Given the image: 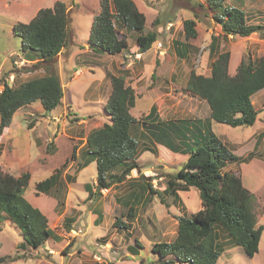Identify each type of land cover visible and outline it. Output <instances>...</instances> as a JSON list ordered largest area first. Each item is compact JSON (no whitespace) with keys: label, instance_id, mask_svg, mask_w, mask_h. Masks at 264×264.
Listing matches in <instances>:
<instances>
[{"label":"rangeland","instance_id":"374dc122","mask_svg":"<svg viewBox=\"0 0 264 264\" xmlns=\"http://www.w3.org/2000/svg\"><path fill=\"white\" fill-rule=\"evenodd\" d=\"M55 1L57 0H0V89L4 81L15 87L30 78L46 73L44 70L48 64L31 62L30 58L35 53L32 52L33 50L22 48L21 39L13 33L12 25L18 21L27 22L40 7H50ZM60 1L66 4L69 12V39L67 46L63 48L64 53L59 63L60 67L54 64V61L53 67L61 79L64 96L61 103L53 110L55 116H41L36 106L39 104L38 101L33 102L32 106L25 110L21 109L23 113L14 114L9 128L0 131V164L16 176L25 171L29 172L30 178L24 196L46 215L49 227L55 229L61 239H47L45 243H42L43 245L34 247L24 240L21 232L13 223L3 221L0 230V257L7 256V258L0 264H158L159 255L152 252L148 245L144 248L145 252L138 250L142 256L134 257L128 261L124 259L125 252L123 250L120 256L117 255L120 259L116 262L109 257L113 256V253H108L101 246V243L111 240L110 233L102 235L108 232L110 225L122 228L120 224L114 225L115 216L121 217L127 212H118V209L113 212L107 211L104 213L105 218L102 223L100 220V225H92L91 223L96 216L95 213L91 215L95 207L90 204L93 197L81 202L75 196L76 193L81 195V192H76L77 189L71 192L75 198L72 199V196L69 199L68 210L65 211L64 209L67 185L62 175L70 163L69 156L73 143L69 137L77 135L78 139L75 144H80L86 129L95 127L104 121L100 117L104 115L103 104L107 93L106 80L110 81L109 75L111 74L124 75L123 69L118 66H120L122 55L129 54L130 51H125L121 57L110 58V55L94 49L89 44L88 36L91 24L99 10V0ZM228 1L245 11L247 22L264 24V0ZM135 2L139 10L144 12L147 17L145 31L156 30L158 36L155 42L161 43L163 50H165V54L161 57L160 53L156 51L154 42L150 47L151 50L144 53L140 64L132 70L134 72L133 83L139 81L137 88L136 86L134 88L139 97L136 98L132 114L138 116L139 119L142 118L139 116L140 113L149 109L153 97L157 95L159 98L157 101L162 104V109L165 112V119H181V117L189 116V110L195 109L199 116L205 118L208 116V104L203 99L191 97L190 94L187 95L184 84L190 70L199 74H209L211 62L209 46L212 35H219L216 43L218 45L217 51L228 50L230 52L228 66L230 74L236 72V67L241 59H248L249 57L254 59L264 56V29L247 37L237 35L225 37L220 34V26L212 18L211 12L201 8L200 4L205 3L206 0H135ZM155 18L159 19L158 26L151 25ZM189 18L196 21L197 36L194 39L186 40L189 44L187 46L190 48L183 55L186 57L181 58L176 52V43L186 44L183 20ZM123 31L126 30L123 29ZM135 37L136 33L133 30L127 31V39L131 47L136 43ZM25 52L29 54L27 55ZM50 64L52 65V62ZM107 68H110L111 71H107ZM136 68L138 69L136 70ZM138 70L140 72L135 76V72ZM152 73L153 77L151 76ZM105 74L106 77L103 79ZM125 83L127 82L125 81ZM153 90L156 94L151 93ZM255 94L252 100L254 106L260 110L252 125L230 126L212 121L211 128L241 160L252 150V158L240 163L226 162L224 170L232 169L240 174L244 186L253 194L257 223L264 226V90L258 91L256 96ZM45 118L47 119L43 121ZM79 119L85 121L79 123ZM41 121L43 122L40 123ZM84 123L87 124V127H81ZM37 124L36 130H34ZM167 124L165 123L162 127L165 128V131L168 130ZM183 124L190 128L188 133L194 131L193 133L196 135L197 132L191 127L190 121H184ZM43 128L47 130L48 135L44 134ZM32 130L34 131L32 132ZM138 133V128L131 132L133 136L138 137L139 143L144 141L143 144H154L150 137L136 136ZM55 134L59 135L54 140L53 135ZM151 134L149 132V136ZM174 134L172 136L181 140L179 142L178 139L170 138L172 143L181 144L180 148L176 147L177 150H172L165 144L167 138L163 136L162 130L155 134L153 139L155 144H163L158 155L163 160L155 159L154 154L157 152L155 148L146 149L140 159L135 158L138 163L154 162L155 175L153 177L178 171L180 164L189 153V150L185 151L184 149L194 147L189 139H182L176 133ZM259 134L262 136L259 137ZM257 138L258 144L253 149ZM48 144L52 146L48 148ZM53 144L57 147L55 153L50 154L48 152H51ZM127 160L125 159V161ZM159 165L162 166V169ZM61 167L63 168L62 180L57 187L58 191L53 189L49 194L39 193L35 195V182L47 177L52 169ZM86 172L83 179L90 182L89 175L91 173L96 174L95 164L92 163ZM150 174L145 172L143 175L146 178L149 176L150 179L152 178ZM164 181L166 182L165 178L164 180L157 179L156 183L153 184L158 187H152L157 190ZM188 190L189 192L184 195L178 210H175L174 207L171 209L167 207L172 202L171 198L161 196L163 198L161 200L157 194H153L152 200L154 202L150 201L146 206L133 205L135 217L129 224L135 223V235H138L139 228L143 227L142 230H144L146 227L148 233H151L155 240H173L176 233L175 216L195 212L200 208L196 189L189 186ZM102 198H104L102 202L107 201L106 197ZM59 200L62 203H59ZM161 203L165 205H161ZM72 206L81 209L83 214L79 217L74 216L68 225L69 228H67V226L64 227L62 221L64 215H74V210H71L73 209ZM147 209L150 211L146 212ZM155 220L158 222L159 230L152 225L154 223L157 226ZM78 228L82 229V233L78 234ZM71 229L76 231L72 232ZM123 237L126 239L125 236ZM139 237L141 241L144 240L140 234ZM140 240H138L139 243ZM224 241L226 238H219L220 243ZM126 242L122 241V244H126ZM150 242L152 244V240ZM134 243L133 241V245L138 249L139 247ZM123 248L125 249V247ZM222 248L216 264H264V229L259 240V249L253 256L247 255L240 246L234 245L230 241L223 243ZM93 254L99 255L100 259H95ZM140 258H142V263L136 260Z\"/></svg>","mask_w":264,"mask_h":264},{"label":"trees","instance_id":"16d2710c","mask_svg":"<svg viewBox=\"0 0 264 264\" xmlns=\"http://www.w3.org/2000/svg\"><path fill=\"white\" fill-rule=\"evenodd\" d=\"M200 6L211 12L212 18L220 26V34L225 37H247L264 29L262 23L247 22L245 11L228 0H206ZM146 19V15L139 10L134 0H99V10L91 24L88 42L94 49L110 55L118 54L128 45L127 31L133 30L140 52H145L158 36L156 30L145 31ZM69 22L66 4L57 0L50 7H40L29 21H18L13 25V33L20 37L22 48L35 53L30 59L38 58L36 62H45L48 65L44 68L45 74L30 78L18 86L3 82L0 90V131L11 124L13 114L20 107L39 101L43 111L49 112L61 103L63 86L53 67V61L55 64V56L68 44ZM151 25L158 26L159 19L155 18ZM195 25L194 19L183 20L186 44L176 43V52L181 58L186 57L183 55L190 48L186 40L197 36ZM218 36H211L209 74L190 70L184 86L188 94L205 100L209 107L208 116L205 120L195 119L192 122L191 127L197 133L189 140L194 147L184 149L189 150V153L178 171L167 174L165 188V191L170 190L176 194L178 190L194 187L198 192L200 208L195 212L175 216L176 233L173 240L157 241L151 246L152 252L159 255L158 264H216L223 250L222 244L228 241L240 246L249 256H253L259 249L264 226L257 223L253 194L244 186L239 173L232 169L224 170L226 162L240 163L252 158L253 152H249L241 160L218 137L211 125L212 121L230 126L252 125L255 122L260 109L253 105L252 96L264 88V56L241 59L236 72L230 74V52L217 51ZM109 77L111 92L104 108L110 122L90 129L82 148L86 161L94 160L96 165V185L85 184L88 189L86 200L94 198L102 187H108L114 180L119 181L132 168L138 167L135 161L138 142L130 133L131 125L140 122L130 113V108L134 105V90L125 84L124 75L111 74ZM155 110L151 107L146 116L149 117ZM187 121L189 120L185 122ZM183 122L167 120L159 124L152 123L151 136L154 138L156 132L162 130L163 136L167 138L165 144L170 149L177 150L170 138L177 140L176 133L188 139L190 128ZM165 123H168L167 131L162 128ZM191 132L194 134V131ZM178 141L181 142L180 139ZM47 147L50 148L51 145L48 144ZM75 150L76 147H73L70 158H74ZM77 167L81 168V164ZM117 168L121 170L120 173L113 174V170ZM62 169L55 168L49 176L36 181L35 195L49 194L53 189L58 191ZM68 177L66 174L65 179L68 180ZM144 177L140 174L139 180L130 184V190L134 195L141 194L136 196L139 201L148 190L145 198V203H148L153 199V194L161 196L162 193L152 187L149 178ZM29 178L28 171L16 176L0 164V230L3 221H10L19 229L27 243L38 247L47 239H61V236L49 227L46 215L24 196ZM97 186L100 188L95 191ZM58 202L62 203L60 200ZM126 207L127 213L121 217L115 216L113 220L114 225L120 224L123 229L135 217L133 205ZM93 213L96 215L93 221L98 224L103 217L101 210L94 207ZM72 219L73 217L64 216V227L69 228ZM219 238H226V241L220 243ZM6 258L7 256H1L0 262Z\"/></svg>","mask_w":264,"mask_h":264},{"label":"crops","instance_id":"0c3cea01","mask_svg":"<svg viewBox=\"0 0 264 264\" xmlns=\"http://www.w3.org/2000/svg\"><path fill=\"white\" fill-rule=\"evenodd\" d=\"M127 44H128L127 47L125 49H123V51L121 53L114 54V55H110V54H107V53H105V54L110 55L109 57L110 58L111 57L113 58V57H118V56L121 57V55L125 51H127V50L130 51L129 54L122 55V59L120 61V66H118V67L120 69H123V72L122 73H124L125 81L127 82V84H129L134 89L135 86L137 88V83L139 81H137V82L135 81V83H133V79H134V75L133 74H134V72L132 70L134 69V67H136L137 65L140 64V61H141L144 53L147 52L148 50H151V48H149L145 52H140L139 51V46L136 43L133 45V47H131L129 45L128 39H127ZM156 51H158L160 53L159 55L161 57H162V55L165 54V50H163V48H161L160 50L159 49H156ZM25 53H27V55L29 54L28 52H25ZM63 53H64V50L62 49L61 52L55 57L56 64H57L58 67H60L59 63L62 60V54ZM135 53H138L139 56H135ZM36 61H37V59L31 60V62H36ZM161 64H163V62H161ZM137 69L138 68H136V70ZM112 70H113V68H112ZM107 71H111V69L110 68H107ZM139 72H140L139 70L136 71L135 72V76L138 75ZM152 75H153V73L151 74V76ZM104 78H105V76L103 77V79ZM148 80H149V78H148ZM106 83H107V91H106L107 93H106V97L104 98L105 101H106V99H107V97H108V95L110 93V89H111L110 81L109 80H106ZM184 86H185V84H184ZM263 90H264V88L260 89L259 91H263ZM137 92H138V89H137ZM151 93L152 94H154V93L156 94V92L154 90ZM186 94L189 95L188 93H186ZM256 95H257V92H256L255 96ZM189 96H191V95H189ZM138 97H139V95H137L136 94V91L134 90V105H133V107L130 108V113L131 114L133 113V109H134V106H135L136 98H138ZM157 97H158V95L156 97H153V102H152L151 106H149V109L147 111H142L140 113L139 116L142 117L141 119H139L138 116H135V115L132 114V116L137 121H140V122L138 124L135 122V123H133L131 125V127H130V133L133 132L134 129H137L138 128L139 133L136 136L142 135V136H144V138H149L150 137L151 142L154 143V144H143L144 141H142V143H139V141H138L136 159H140V157L143 155V153H144V151L146 149L155 148L156 151H157L154 154L155 159L156 158H160V160H163V159H161L160 156H158L159 153H160V151H161L160 150V147L163 144H155V142L153 140L154 138L151 135L149 136V132H151V130H152L150 128V124H152V123L153 124L154 123L155 124H159L161 122H166L167 120H173V119H165L164 118L165 117V115H164L165 112L162 109V104L157 101L159 99ZM252 103H253V100H252ZM32 104H33V102L30 103V104H28L27 106L20 107L19 109L16 110L17 112H15L14 114L23 113L21 109H24L25 110L27 107H31ZM253 105H254V103H253ZM36 106L38 107V111H39V114L41 116H43V117L55 116L53 114V110L54 109L51 110L49 113L46 114V113H44V111H43L40 103L38 105H36ZM151 107H154L156 110H155V112L152 115H150L149 117H147L146 115L150 112ZM190 109H192V108H190ZM195 110H189V116H187V117H181L182 121L189 120L190 121V125H191L192 122L193 121H196L197 119L205 120V117L199 116L198 114H196V111ZM100 118H101V120L104 119V121L101 122V123H99V125H102L105 122H109V118L107 117V115H106L105 112H104L103 117H100ZM46 119L47 118H45L43 121H45ZM106 119H107V121H106ZM181 119L174 120V122H178ZM43 121H41L40 123H42ZM78 121H79V123H81L82 121H85V120L84 119H79ZM144 122H146V123H144ZM99 125H97L95 127H98ZM138 125H140V127H138ZM9 126L8 127H5L4 129H8ZM37 126H38V124L34 127L35 128L34 130H36V127ZM81 127H87V124L84 123V124L81 125ZM92 128H94V127H92ZM92 128H88V129L85 130V135L83 136V141L80 144H75V143H77V139H78V136L77 135H74L72 137H69V140L72 139V142H73L71 144L72 148L73 147H76V150H75V156H74V158L70 159V163L67 166L66 170L64 171L69 176V179H68L69 181H67V179H65L66 180V185H67V190H66L65 198H64V205H65V208L64 209H65V211H67L68 208H69V205H68L69 204V199L72 196H73L72 199H74L75 196H77L81 202H85L86 201V198H87V195H88V193H87V190L88 189L85 188V184H92L93 186L96 185V174H92L91 173L89 175V179L91 180L90 182H88V181L86 182L83 179V176L87 173L86 172V169L88 167H90L92 163L95 164V161L94 160H89L87 162L86 161L87 158L85 156V153H84V151H82V148L85 145L86 135L88 134L89 130L92 129ZM43 129H44V134L48 135L47 134V130L45 128H43ZM34 130H32V132ZM178 134H181V133H178ZM58 135L59 134L53 135L54 136V140H55V138H57ZM194 136H195L194 134L189 133L188 139H190V138H192ZM181 138L182 139H185L186 137H184V136L181 135ZM256 142H257V139H255L254 145L255 144H258ZM53 145L54 146L52 147L51 151H52V153H55V148L57 146L55 144H53ZM174 145L177 148H180L181 147V144H174ZM52 153H50V154H52ZM85 161H86V163H85ZM80 164H81V168H78L77 166L80 165ZM145 164H148V166H145ZM160 167L162 169V166H160ZM137 168H139V169H133V170H131L130 173H128L127 175H125V177L122 178V179H120L119 181H117V180L112 181L110 183V185L107 187L108 188V192H103V191L100 190V192H98L97 195H95L94 198H92L91 204L93 206H95L96 208L98 207L101 210V214L103 215V217L101 219V223L103 222V220L105 218L104 213L107 212V211L108 212H113L116 209H118V212H123V211H126V208H127L126 205H128V206H132V205H135V206H137V205L146 206L147 203H145L146 202L145 198H147V193L146 192H148V190H146L144 192L145 194L143 195V197L139 201V200H137V199H139V197H136V196L138 194H140V193L134 195L133 194V191H131L130 188H131V185L132 184H135V182L139 180L138 177L140 176V174H144L145 172L154 173V171H155L154 170L155 169L154 168V162L153 161H149L148 163H138V167ZM117 170H115L117 173H115V171L113 170V172H114L113 174H119L121 170L119 168H117ZM53 171H54V169L51 170L50 174ZM65 173H63V175H62L64 178H65V175H66ZM166 175L167 174L165 173V175H161L160 177H158V179H161V180L163 179L164 180V178H165L166 181H167V176ZM148 178H149V176H148ZM156 178L157 177H152L151 179H149L151 181L152 185L155 186V187L157 185H154L153 184V180L156 179ZM75 186H77V187L75 188ZM78 186H79V188H78ZM165 188H166V182L164 181L163 184L161 183V185L159 186L158 189L161 191V193H162L161 196L162 197L164 196V197H169V198L172 199L171 200L172 202L169 205H167V207L169 209H171V207H174L175 210H178L181 207L180 202L182 201L184 195H186L189 192V190H178V191H176V194H174L170 190H166L165 191ZM75 189H77L76 192H81V195H79L78 193H76L75 196H74L71 192L72 191H75ZM97 190H98V186L95 188V191H97ZM102 197H106V200L107 201L106 202H102V200L104 199ZM161 200H163V198ZM136 201H138V202H136ZM152 201L153 200H151V202ZM161 205H165V204L161 203ZM72 208L73 209H71V210H74V215L73 216H70V217H73V218H74V216L79 217V215L81 216L83 214V211L81 209L74 208L73 206H72ZM148 211H150V210L147 209L146 212H148ZM91 215H94L93 212L91 213ZM155 222L157 223V226L154 223H152V225L154 227H156L157 230H159L160 227L158 226V222L156 220H155ZM161 222H162V220L160 221V223ZM91 224L94 225L95 224L94 221H92ZM134 226H135V223L134 222H133V225H130L129 224L127 226V228H125V229H123V228H117V227H114V226L112 227L110 225V229L108 230V232H106L105 234H102V235H106L107 233H110L111 236H112L111 237V240H108V241L106 240L105 242L101 243V246L104 247V249L107 250L108 253L109 252L110 253H113V256H109L110 259H112V261L116 262V260H119L120 258H118L117 255L120 256V254L122 253L123 250L125 252V258L124 259L126 261H128L129 259H133L134 257H137V256L140 257L142 255L139 254V251H138L139 249L144 251V248L146 247V245H148V246L151 247L155 242L161 241V240H155L154 238H152L153 235H151V233L150 234L148 233V229L146 227L144 228V230H142L143 227L139 228L138 235H135V227ZM118 229H123V230H118ZM140 230H141V232H140ZM139 234L144 238L143 241L140 240ZM123 236H125L126 239ZM138 240H140V243L138 242ZM151 240H152V244L150 242ZM122 241H127V242H126V244H122ZM133 241L135 242L134 243L135 245L138 244L137 245V247H139L138 249L133 245ZM115 245H117V246H115ZM123 247H125V249ZM136 260H138V262L140 261L142 263V258L136 259Z\"/></svg>","mask_w":264,"mask_h":264},{"label":"clouds","instance_id":"9594fccd","mask_svg":"<svg viewBox=\"0 0 264 264\" xmlns=\"http://www.w3.org/2000/svg\"><path fill=\"white\" fill-rule=\"evenodd\" d=\"M34 15H35V14H34ZM34 15H33V16H34ZM33 16H32V17H33ZM32 17H31V18H32ZM31 18H30V19H31ZM30 19H29V20H30ZM29 20H28V21H29ZM14 24H15V23H14ZM14 24H13V25H14ZM169 24L171 25V23H169ZM12 28H13V26H12ZM12 31H13V30H12ZM156 43H157V42L154 43L155 47H156ZM161 48H162V46L160 47V49H161ZM156 49H159V48L156 47ZM160 49H159V50H160ZM139 51H140V50H139ZM60 52H61V51H60ZM60 52H59V53H60ZM59 53H58V54H59ZM58 54H57V55H58ZM57 55H56V56H57ZM56 56H55V57H56ZM36 59L38 60V58H36ZM31 60H33V59H31ZM54 60H55V58H54ZM55 64H56V60H55ZM78 73H80V72H78ZM78 73H77V74H78ZM105 77H106V74H105ZM110 84H111V82H110ZM125 84H127V83H125ZM127 85H129V84H127ZM62 86H63V85H62ZM1 89H2V88H1ZM1 89H0V90H1ZM132 89H133V88H132ZM133 90H134V89H133ZM110 92H111V89H110ZM109 95H110V93H109ZM109 95H108V97H109ZM63 96H64V89H63ZM108 97H107V99H108ZM107 99H106V101H107ZM61 101H62V100H61ZM106 101H104V104L106 103ZM34 102H35V101H34ZM38 102H39V101H38ZM39 103H40V102H39ZM104 104H103V108H104ZM40 105H41V104H40ZM41 107H42V106H41ZM56 107H57V106H56ZM15 112H16V111H15ZM49 112H50V111H49ZM104 112H106L105 108H104ZM44 113H46V112H44ZM47 113H48V112H47ZM106 114L108 115V113H106ZM13 116H14V114H13ZM108 118H109V122H110V117H109V115H108ZM256 119H257V118H256ZM99 126H101V125H99ZM94 128H95V127H94ZM89 131H90V130H89ZM86 136H87V135H86ZM135 138H136V140H137V137H135ZM137 142H138V141H137ZM85 143H86V139H85ZM137 147H138V146H137ZM254 148H255V147L253 146V149H254ZM251 151H252V150H251ZM70 154H71V153H70ZM136 155H137V152H136ZM69 158H70V156H69ZM70 159H72V158H70ZM133 169H139V168H132L131 170H133ZM131 170H130L128 173H130ZM128 173H127V174H128ZM127 174H125V175H127ZM144 175H145V173H144ZM154 175H155V174H154ZM154 175H151V176L153 177ZM150 179H151V178H150ZM157 179H158V177L156 178V180H157ZM99 188H100V187L98 186V189H99ZM103 188H106V189H107L106 192H108V188H107V187H102L100 190L103 191ZM193 188H194V187H193ZM103 192H105V191H103ZM197 193H198V192H197ZM199 201H200V200H199ZM114 227H115V226H114ZM78 229L81 230L80 232H78V234L82 233V229H81V228H78ZM71 231H72V232H75L76 230L71 229ZM42 245H43V244H42ZM136 246H137V245H136ZM95 255H96V254H93L92 256H93L95 259H97V258L95 257ZM96 256H98L99 259H100V256H99V255H96Z\"/></svg>","mask_w":264,"mask_h":264},{"label":"built area","instance_id":"2783aa9c","mask_svg":"<svg viewBox=\"0 0 264 264\" xmlns=\"http://www.w3.org/2000/svg\"><path fill=\"white\" fill-rule=\"evenodd\" d=\"M161 46H162V44H161V43H156V47H157V48H159V49H160V47H161ZM135 56H139V54H138V53H135ZM149 174H150V173H149ZM150 175H154V173H151ZM153 183H156V179H154V180H153ZM103 191H105V192H106V191H107V189H106V188H103ZM77 231H79V232H80L81 230H80V229H78ZM95 257H96L97 259H99V257H98V256H96V255H95Z\"/></svg>","mask_w":264,"mask_h":264}]
</instances>
